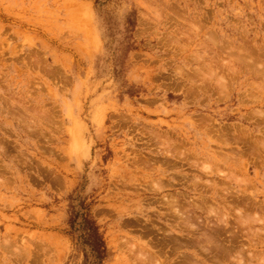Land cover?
Returning <instances> with one entry per match:
<instances>
[{"label":"rangeland","instance_id":"obj_1","mask_svg":"<svg viewBox=\"0 0 264 264\" xmlns=\"http://www.w3.org/2000/svg\"><path fill=\"white\" fill-rule=\"evenodd\" d=\"M264 264V0H0V264Z\"/></svg>","mask_w":264,"mask_h":264},{"label":"trees","instance_id":"obj_2","mask_svg":"<svg viewBox=\"0 0 264 264\" xmlns=\"http://www.w3.org/2000/svg\"><path fill=\"white\" fill-rule=\"evenodd\" d=\"M69 205L67 223L77 233L79 243L85 250L83 264H101L108 256L105 240L91 212L79 198Z\"/></svg>","mask_w":264,"mask_h":264}]
</instances>
